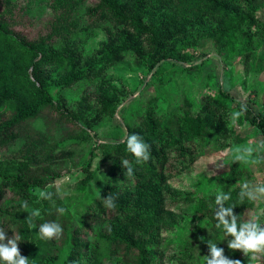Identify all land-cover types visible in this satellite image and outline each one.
Returning a JSON list of instances; mask_svg holds the SVG:
<instances>
[{
  "label": "trees",
  "instance_id": "1",
  "mask_svg": "<svg viewBox=\"0 0 264 264\" xmlns=\"http://www.w3.org/2000/svg\"><path fill=\"white\" fill-rule=\"evenodd\" d=\"M88 1L0 0V147L8 148L15 143L20 138L21 127L43 115L50 124L49 131H39L38 138L25 134L27 140L20 150L25 154L23 159L10 161L3 169L0 167V230L5 231L6 238L13 233L19 236L17 247L29 259V264H156L168 250V243L160 234L161 227L167 224L168 217H174L176 210L191 206L194 218L209 219L215 232L211 239L221 247L223 235L213 226L214 195L217 190L229 193L230 199L225 203L232 204L233 214L243 219L244 212L254 204V200L239 198L241 186L236 185V178L244 174L243 170L231 171L213 182L208 176L200 177L201 190L193 195L168 200L165 193L172 177L186 172L188 165L184 162H194L204 153L207 127L219 126L221 110H230L226 100L220 97H206L201 113L193 115L188 106L183 115L169 120L156 114L163 91L152 102L143 104L137 99V113L134 118H126L127 133L121 131L115 137L118 141L101 144V152L111 160L109 175L97 177L91 170L92 159H84L79 195L64 201L52 186L46 189L52 193L48 200L37 199L33 189L45 188L61 170L60 160L65 155L58 149L68 139L76 144L89 139L79 114L66 108L64 94L52 92L46 76L48 70L62 71L58 91L68 90L83 79L92 78L90 72H100L104 66H98L103 61L121 59L129 52L149 70H154L162 55L180 56L177 51L184 50L179 43L169 48L178 37L176 28L184 26L180 19L166 14L170 0H93L86 9ZM230 4L231 7L212 5L222 11V16L203 35L216 36L217 45L231 53L247 42L253 47L251 59L255 68L254 57L264 44V21L258 16L261 4L258 0H230ZM201 19L208 22L205 15ZM39 20L42 28L33 23ZM186 21L188 28H204L200 21ZM19 25L30 31L20 29ZM83 30L105 33L106 39L100 43V57L90 61L81 57L76 37ZM73 39L76 44L71 43ZM84 61L94 63L86 70ZM167 82L168 78L164 86ZM113 106L110 98H103L100 111L110 112ZM236 107L242 109L245 118L264 137V108L255 110L242 101ZM53 115L57 116L56 121ZM63 119L68 127L61 122ZM70 124L76 126V131H72ZM59 129H66L60 138L57 137ZM133 132L148 144L150 155L147 162L134 165L133 176L125 177L120 159L131 162L133 158L123 140ZM28 144L31 148L26 152ZM90 152L94 155L93 149ZM170 166H175L177 171L173 172ZM91 181L99 189L101 198L116 195L114 208L103 206L94 187L90 195L85 194L86 184ZM25 201L29 207L41 209L40 217L34 218L35 224L56 221L62 227L61 233L51 239L35 236L38 229H29L25 221L27 213L20 208ZM69 206L74 210L70 211ZM57 207H63L65 212L57 213ZM177 236L178 252L187 264H194L208 254L206 240L194 251L191 245L196 237L185 232ZM261 256L264 264V252Z\"/></svg>",
  "mask_w": 264,
  "mask_h": 264
},
{
  "label": "rangeland",
  "instance_id": "2",
  "mask_svg": "<svg viewBox=\"0 0 264 264\" xmlns=\"http://www.w3.org/2000/svg\"><path fill=\"white\" fill-rule=\"evenodd\" d=\"M93 2L89 0L86 3V9ZM258 2L261 4L258 16L264 21V0H258ZM218 3L231 7L230 0H170L167 3L168 17H177L184 25L176 28L178 37L169 44V48H174L173 46L179 43L184 50L177 51L180 56L162 55L154 70H149L141 59L129 52L121 59L112 62L103 61L98 66H104L100 72L89 73L93 75L92 78H85L70 89L60 91L58 89L63 77L61 76L62 71L48 70L46 76L51 82L52 92L55 95L64 94L66 108L79 114L80 122L86 127L89 139L77 141L78 144L68 139L67 144L58 149L61 155V150L65 155L60 160L61 170L55 174L51 183L45 188L35 187L33 189L35 194L38 189L46 191L54 186L58 197L64 201L69 200V197L79 195L77 191H80L78 190L82 183L80 179L84 176L82 168L84 159H92L91 170L96 173L97 177L108 176L111 160L101 152V144L118 141L119 139L115 137L121 131L124 134L127 133L126 118H134L137 113L139 109L135 103L137 99H140L143 104L152 102L155 101V97L161 95L162 91L164 95L158 100L156 114H160L167 120L183 115L188 106L193 115L201 113L203 100L206 97L225 99L230 109L221 110L223 116L219 126L216 124L214 128L207 127L204 153L199 155L194 162L185 161L184 163L188 165L186 172L182 175L177 174L167 183L165 193L168 200L184 194L193 195L200 192L201 184L198 182L200 177L208 176L210 182L218 181L237 169L243 170L244 174L236 178V185L242 187L245 183L250 186L264 183V137L236 107L237 103L242 101L255 110L264 108V44L254 57L255 69L252 67L254 64L251 59L252 54L254 55L253 47L247 42L241 44L236 52L231 53L225 47L217 45L214 39L216 36H204V31L210 29L217 18L222 16L220 9L212 8V5ZM81 15L83 18L85 11L81 12ZM203 15L208 19L207 23L202 21ZM187 19L202 22L204 28L186 27ZM33 23L36 27L42 28L43 26L41 20ZM18 27L30 31V28L23 25ZM78 35L76 40L79 41L81 57L88 61L95 56L100 57V43L106 39L105 33L101 30H96V32L83 30ZM71 43L76 44V41L73 39ZM93 63L85 62L84 69L87 70ZM156 69L158 71L155 73ZM166 78L168 82L164 86L163 82ZM106 97L111 99L114 105L113 110L101 112L100 105ZM133 104L134 106L130 109ZM235 111H240L241 114L233 123L231 113ZM53 120L56 121L57 116L53 115ZM53 120L50 121L52 124H54ZM61 122L65 124L64 119ZM65 125L68 127V123ZM48 126L50 124L44 115L34 123L22 126L20 138L15 143L8 148L0 147L1 169L10 161L25 157L20 150L26 143L27 134L38 138L40 137L39 131L46 133L49 131ZM71 127L72 131H76L75 125ZM66 129H59L57 137L60 138L61 133L66 132ZM31 140L33 139L30 138ZM247 146H252L256 150L244 160L233 161L231 159L233 148ZM30 148L31 145L28 144L26 152H29ZM91 149L94 155L90 152ZM170 169L173 172L177 171L175 166H170ZM210 172H212L211 175ZM93 185L94 181L86 184V195H90L92 187H95ZM72 207L69 206L70 211L74 210ZM176 211L174 217H168L167 224L161 227L160 234L162 239L167 241L168 250L164 251L163 260L156 264H187L184 256L178 252L179 236L177 235L179 233L185 232L196 237V242L191 245L194 251L202 242L200 237L204 238L203 241H207L215 234L207 217L194 218L192 216L191 206ZM258 212H264V199L254 200L253 206L244 212L243 219L255 216ZM220 239H222V244L219 248L223 249L222 255L225 258L240 260L241 264H247V257L241 250L228 248L227 241L231 239V236H222ZM187 260L189 261L188 258ZM262 260L261 252L251 254V264H261ZM193 263L203 264V259Z\"/></svg>",
  "mask_w": 264,
  "mask_h": 264
},
{
  "label": "clouds",
  "instance_id": "3",
  "mask_svg": "<svg viewBox=\"0 0 264 264\" xmlns=\"http://www.w3.org/2000/svg\"><path fill=\"white\" fill-rule=\"evenodd\" d=\"M242 111V109H241ZM241 114L240 111L231 113L233 123L236 118ZM126 151L131 154L132 161L128 159H120V163L124 169V176L131 177L134 174V165H139L142 162L149 160V146L148 144L137 134H127L123 140ZM256 149L252 146L247 147H235L232 149L233 155L231 159L233 161H240L246 159ZM212 172H210V175ZM94 186V185H93ZM95 188V187H94ZM96 194L101 199L103 206L107 209H112L115 206L116 195L108 194L106 197L101 198L99 195V189L95 188ZM37 199L48 200L52 193L42 189H38L36 192ZM239 198L241 200L247 199L249 201L264 199V183L248 185L245 183L242 185ZM230 194L221 190H217L214 195L215 209H212V218L214 221V228L219 230L223 237L231 236V239L227 241L229 249L241 250L247 257V264H251V254L264 252V212H258L255 216L248 219H242L240 215L233 214V205L226 204L229 201ZM20 208L24 209L27 213L25 221L28 224L29 229L36 227L38 230L35 236L41 239H51L54 236H58L62 227L56 221H43L39 224H35L34 218L40 217L41 209L38 207H29L27 202H22ZM56 212L63 214L65 209L63 207H57ZM203 241V237L199 238ZM20 241L18 235L13 233L12 236L6 238L5 231L0 230V264H29V259L22 256L17 247V242ZM208 247V254L202 256L203 264H241L240 260H230L222 255L223 249L216 246V242L212 239L206 241Z\"/></svg>",
  "mask_w": 264,
  "mask_h": 264
}]
</instances>
